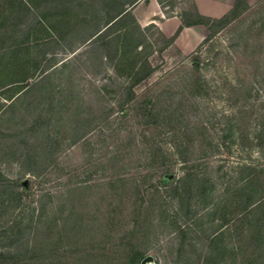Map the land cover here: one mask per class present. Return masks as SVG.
<instances>
[{
	"label": "trees",
	"instance_id": "16d2710c",
	"mask_svg": "<svg viewBox=\"0 0 264 264\" xmlns=\"http://www.w3.org/2000/svg\"><path fill=\"white\" fill-rule=\"evenodd\" d=\"M35 1L19 0L18 5L29 12ZM138 1L120 0L70 50L75 53L89 42V50L78 57L91 54L85 64L96 60L100 68L110 66L114 76L106 72L109 83L84 80L86 88L72 69L76 59L70 58L48 68L43 80L28 84L37 64L29 57L31 31L0 52V93L6 91L5 100L11 102L0 99V121L30 99L21 112L26 122L33 121L30 136L24 138V150L16 146L11 153L20 154L39 188L34 191L31 181L10 180L0 170V264H144L160 230L168 227L179 239L175 264H264V110L255 105L263 44H255L250 58L260 64L253 68L247 58L243 77L234 82L219 84L218 76L209 78L205 71L210 62L217 68L214 40L228 27L236 34V49L250 54L253 33L258 39L264 34V1L253 7L236 0L221 18L184 10L172 38L155 24L141 26L131 8ZM158 3L162 6L164 0ZM96 11L78 24L101 17ZM50 15L56 18L55 12ZM41 16L51 39L57 26L48 15ZM247 16L258 20L243 29ZM74 20L72 16L65 31L60 28L63 33L55 34L53 43L72 39ZM196 26L206 27L209 36L189 56L188 66L168 74L170 85L159 79L138 92L156 73L151 57L162 55L185 28ZM152 28L156 40L146 35ZM21 83L27 85L9 93ZM223 95L229 106L219 115L210 103ZM75 148L86 155L89 176L67 183L59 195L46 193L41 189L46 172L60 167L57 161ZM235 156L236 166L228 163ZM93 196L107 202V212L90 209ZM196 245L201 246L197 260L188 250ZM246 246L263 255H245Z\"/></svg>",
	"mask_w": 264,
	"mask_h": 264
},
{
	"label": "rangeland",
	"instance_id": "374dc122",
	"mask_svg": "<svg viewBox=\"0 0 264 264\" xmlns=\"http://www.w3.org/2000/svg\"><path fill=\"white\" fill-rule=\"evenodd\" d=\"M262 1L264 0H258L252 6L256 7ZM35 2V4L37 5L29 3L28 8L30 11L25 12L19 8V0H0V52H2V50L5 51L7 48H11L10 44L13 41L22 37L24 33L31 31L32 37H30L32 40L30 41V44L28 46L29 57L32 58L31 63L33 62V60H36L37 64L36 67H33L31 69V73L33 72L34 76L28 84H34L43 80L45 71L48 68L53 66L55 63L60 66L61 62L66 61L70 58H73L71 60L76 59L74 64H72V69L73 71H75V76L78 80L95 81L97 85L106 84L107 82L109 83V80L105 77L106 72L114 76L112 68L110 66L105 69L100 68L98 67L99 64L96 60H94L90 65L89 63L85 64L86 60L91 54H86L85 56H81L80 58L78 57L79 54H82L83 52H87V50H89V42L79 47V49L75 53L70 52V50L72 47L77 46L78 42L80 43L85 37H88L90 33L92 34L96 27L98 25L100 26V24L105 21L104 19L110 14V12L114 10V6L120 5V0H118L115 5H113V0H67L68 4L65 3V0H36ZM69 3L71 5H69ZM200 5L208 13H212V15L219 16L225 9L227 10L226 5H215L212 2L203 4L201 2ZM131 8L132 13L135 15L141 26L143 28H148V26H150L151 24H156V22L157 24H161L171 17L179 16L178 14H180L184 10L192 11L196 9V5L195 0H164L162 6L158 3V0H140L134 7ZM50 9H53L50 14L55 12L56 18L48 13ZM94 10H100L101 12L99 14H102V16L98 19L92 20L88 25H86V21L78 24V20H80V18L91 14V12ZM40 12L42 15H48L47 17L53 20L55 22L54 24H56L57 26L54 27L56 31L53 35H51V39L48 38L49 36L46 32V28H43V26L41 25L42 20L40 19L43 17L41 16ZM61 13L63 14L60 15ZM72 16L75 18L74 24L76 26V31H72L70 34V38L72 39H65L67 41L65 43L64 40L59 41V43L57 44L53 43L56 37L55 34L57 35V33L59 32L63 33L62 29H64L65 31V27L68 26L69 23H72ZM88 17L89 16H87V18ZM257 20L258 18L255 16H247L245 18L246 25H244L243 29L248 27L250 22ZM59 22L60 25L57 24ZM157 24L156 26H158ZM78 27H81L82 29L85 27L86 28L84 30H78ZM158 28L162 31L163 36L167 38L174 37L178 30L177 29L175 32L166 34V32H164L160 27ZM154 32L155 29L153 28L147 31L146 35L148 36V38H150V40L158 39V35H156ZM232 32L231 27H228L227 29L223 30L214 40L217 42L215 45V52L219 54L217 68L213 69L211 67L212 63L210 62L209 66L205 70L209 78H211L213 75L218 76L219 84L226 83V81L228 80H233L234 82L235 79L238 78V76L242 78L243 69L245 68L244 61L246 63L247 58L249 59L247 62H252L253 68H256L257 64H260L256 63V60H254V58L252 60L250 59L253 50L256 47L255 44H257L259 40L260 44H263L264 52V34H260V39H258L257 31L253 33L251 44L255 46L253 47L250 45L248 49L250 50V54L247 52L245 54L243 48H241L239 51L238 49H236V34L234 33V31ZM6 34L10 35L9 41L4 40ZM179 35L175 38L173 45L169 47L162 55L154 54L151 57L150 60L153 66L156 68V73L147 82H145L144 85L138 88V92H141L146 88V86L151 85L159 79H163V81H166L169 78L168 74L173 72L177 68L188 66L187 59L189 58V56L209 36L208 34L207 37L197 45L191 44V46H189V44H187L186 49L188 50L185 51L186 53H183L182 49L180 48L181 46L179 45L180 43H178L177 45V39L179 38ZM8 45L9 47H7ZM24 53L25 52H22V54ZM261 67V71L263 72V74L261 75L260 80L258 79L259 85L256 87L258 95L255 96L258 101H256L255 105L259 109L262 108L264 110V62L263 65L261 64ZM12 72H16L18 74V69L13 68ZM167 81V85H170L172 83V80L170 79H168ZM85 83L86 88H88V83ZM20 85L25 86L27 85V83L14 85V90L9 93L15 94L18 89L17 86ZM5 93L6 91L0 93V99L2 102H4V104L9 105L11 102L5 100V96L8 93ZM226 99V95H223L221 99H216L215 101L210 103L212 111L214 110V113L217 112V114L221 115L225 112V110H228L229 104L226 103ZM89 101L90 102L88 103L90 106L91 104H93V101ZM28 102H30V99L26 100L24 104L18 105V107H20L19 110H17V114H12L11 112L7 114L4 113V118L2 117L4 120L0 121V170L2 171V174L10 180H18L19 183L21 182L25 184H27L28 181H31L34 184L33 190L35 191V189H39L35 184L36 180L32 175L28 174V167H23V165L21 164L23 159L19 160L20 154L11 153L14 152V149L17 148L16 146H20L24 150V144H26L24 138L28 135L30 136L29 128L32 127L33 121L32 119L30 121V118H28V121L26 122V119L23 117L25 114H21L24 106ZM114 103L116 102L113 101L111 104ZM213 107L216 108L214 109ZM9 118H13V122L9 123L7 121ZM63 128H65V126ZM71 128L72 127L70 126V129ZM22 139L24 140L23 145H17V142L19 140L22 141ZM18 150L20 149L18 148ZM82 151L83 150L75 148L71 151L70 154H68L67 156H63V158H60L59 161H57L59 162L57 165H60V167L54 168L55 165H53L52 168L46 172V176H44V179H42V181L44 182L41 189L45 190L46 193L50 192L52 194L56 193L59 195V192L65 190V185L67 183L74 181L79 182L80 180L87 178L90 172L87 171V168H84L85 165H83V161L86 162L84 160L86 158V155L84 156V153ZM104 151L105 150H103L102 153ZM238 162L239 158L238 156H235L234 159L230 160L228 163H232L236 166ZM227 168H230L229 164ZM92 179H95V176L92 177ZM57 199L58 198H55L54 201L57 202ZM92 200L90 199V209L93 210L94 208H100L103 211L102 213H105V211L107 212L108 204L106 201L103 203L98 202V196H93ZM131 209H129L128 211L130 212ZM127 218L128 215H126L125 221H127ZM167 219L170 220L169 216L167 217ZM196 241L200 240L197 239ZM188 242L189 240H187L185 243L187 244ZM245 242L247 243L248 241L245 239ZM178 244L179 239L176 238L175 233L171 228H165L163 232L162 230H160L159 239L158 241H154L152 243L148 252V258L144 262V264H175L177 261ZM242 244L245 246V243ZM200 248L201 246L199 245H196L193 249L188 247V250L191 252V255L195 260H197L201 255ZM246 254H249L250 257L263 255L258 248L250 249L248 246H246L245 255Z\"/></svg>",
	"mask_w": 264,
	"mask_h": 264
},
{
	"label": "crops",
	"instance_id": "0c3cea01",
	"mask_svg": "<svg viewBox=\"0 0 264 264\" xmlns=\"http://www.w3.org/2000/svg\"><path fill=\"white\" fill-rule=\"evenodd\" d=\"M236 0H195V5L197 11L204 16L211 17V18H221L225 14H227L235 5ZM258 0H247L250 6L254 5L255 2ZM207 3V2H212L215 5H226L227 10L225 9L219 16L218 15H212V13H208L206 10L201 7L200 3ZM141 22V21H140ZM157 24V22H156ZM155 24V25H156ZM158 27H160L166 34L175 32L180 26H181V19L179 16H174L163 23L157 24ZM208 30L204 26H196V27H191V28H185L181 34L179 35V38L177 39V45L181 46L180 48L182 49V52L184 53L187 48V44L191 46V44H199L203 39H205L208 35ZM193 50V49H192ZM186 53V52H185Z\"/></svg>",
	"mask_w": 264,
	"mask_h": 264
}]
</instances>
